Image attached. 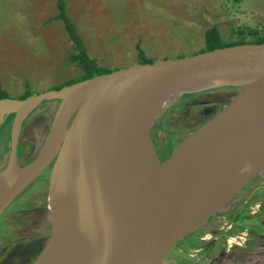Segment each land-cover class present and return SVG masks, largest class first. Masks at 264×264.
Returning <instances> with one entry per match:
<instances>
[{"label": "rangeland", "instance_id": "374dc122", "mask_svg": "<svg viewBox=\"0 0 264 264\" xmlns=\"http://www.w3.org/2000/svg\"><path fill=\"white\" fill-rule=\"evenodd\" d=\"M65 1L70 21L79 28L86 54L89 58L95 59L97 65L104 70L112 71L137 63V45L147 58L154 61L201 53L205 48L204 33L211 27L217 29L221 40L225 42L238 40L241 37L239 32L244 30L246 33L248 27L264 34V0H125L116 8L113 7L112 0ZM31 4L32 7L35 4L38 11L42 10L34 21L37 35L47 37L49 29L53 32L51 36L49 32L47 37L49 39L42 42L41 51L33 48L39 45L38 41L23 47L31 49L30 53L23 48H13L8 42L9 39L3 38L0 42V89L11 99L22 100L20 97L24 93L25 84L29 85V91L34 95L54 89L56 86H70L77 82L83 73L81 68L69 60V56L74 52L73 43L62 22L53 19L57 15L56 0H31ZM109 14L115 15L114 20H111ZM246 39L250 40L252 37L246 34ZM40 53H45L46 57L39 59ZM234 89L231 87L229 92L215 88L201 90L204 92L197 94L194 99L191 95L196 93L190 90H185L183 94H173L171 105L154 121L150 131V144L153 149L151 156H156L157 164L169 161L189 142L188 133L201 125L198 113L208 114L216 111L219 100L231 97ZM180 101L184 104L183 107H177ZM56 105V100L38 104L27 111L22 119L18 160L20 166L33 161L42 149L57 111ZM44 109L46 113L43 112L45 115L43 119L36 121L34 116L27 119L28 116L34 113L37 115ZM17 119V113L12 111L0 124V150H4L5 153L10 151V137ZM212 130L197 138L181 157L194 154ZM181 157L175 160H180ZM173 162L161 169L169 167ZM52 165L53 163L30 183L0 216V245L3 244L2 247L6 245L4 247L7 249L5 255L0 258V264H29L39 252L41 237L37 242L30 239V235L19 236L24 233L26 225L25 220L19 219L18 210L23 205L24 198L32 195L35 196L24 200L25 204L43 210L48 209ZM219 165L221 163L216 161L213 166ZM4 166L5 162L0 166V170ZM161 169L158 172H161ZM201 169L203 170L202 167ZM202 170L197 169L195 172L189 170L184 174L182 182L184 186L195 184L200 177L202 178L204 173ZM235 198L239 200L232 203ZM260 203L262 206L258 210L255 206ZM228 205H234V209ZM227 206L229 208L219 211L220 225L229 220L234 222V229L224 237L244 232L247 246L254 245L258 234L261 232V236L264 234V171L257 172L248 179L223 208ZM228 209L230 210L227 211ZM251 211L257 212L252 214ZM216 214H212L210 220L208 219L196 230L204 217L193 228L194 231L191 229L181 236L180 240L178 239L179 241L177 240L178 242L167 250L163 263L173 264L172 260L178 261L192 255V249L203 242L199 240L193 242V240L202 234V227L211 226L214 222L212 220L217 217ZM12 221H16V225L11 224ZM224 237L221 242L215 244L217 248L221 243V251L214 247L210 251L208 249L210 254L207 258L210 261L206 259L204 261L206 264L209 262L210 264H264V251L253 253V250L235 246L230 253H226L223 249ZM4 239L5 243H3ZM13 240V243H16L8 249L10 247L8 243ZM210 241L212 240H207ZM238 241L241 242L239 239ZM186 263L184 261L174 264Z\"/></svg>", "mask_w": 264, "mask_h": 264}, {"label": "water", "instance_id": "95a60500", "mask_svg": "<svg viewBox=\"0 0 264 264\" xmlns=\"http://www.w3.org/2000/svg\"><path fill=\"white\" fill-rule=\"evenodd\" d=\"M242 86L231 97L219 100L220 107L198 129L188 133L189 142L169 161L157 164L152 157L150 131L155 120L146 124L145 105H156L170 94H183L185 90L197 92L205 89ZM264 92V43H245L216 48L177 59L157 60L152 63H134L109 73L98 75L60 89H50L30 95L22 100L0 99V124L12 111L17 113L11 133L10 158L19 169V177L10 183L0 199V214L30 183L51 164L48 188V207L51 214L49 239L31 264H57L62 245L54 239L53 210L63 200L72 208L68 217L71 232L89 249L92 258L87 264H163L167 250L175 241L159 249L168 222L173 213L170 199L174 189L184 180L183 169L195 172L216 155L231 150L222 145L209 149L202 156H183L186 149L205 132L211 131L224 119L226 112L238 101ZM59 102L48 136L37 157L23 167L17 165V143L21 121L27 111L43 102ZM171 105V104H170ZM264 103L253 107L254 113ZM109 109L110 187L98 190L81 181L82 165L70 153L79 148L84 136L93 131L103 112ZM211 121V122H209ZM54 131V132H53ZM177 157L171 178L164 181L162 200L158 203L147 187L145 178L173 162ZM75 166L73 175H66V163ZM248 174L221 202L213 206L209 217L224 210L223 206L257 172L264 171V157L255 159ZM10 166L0 170V177L10 174ZM76 184L93 192L112 191L113 201L105 225V236L100 249L91 248V241L81 227V204L73 195ZM167 197V199L165 198ZM196 229V230H197Z\"/></svg>", "mask_w": 264, "mask_h": 264}, {"label": "bare ground", "instance_id": "6f19581e", "mask_svg": "<svg viewBox=\"0 0 264 264\" xmlns=\"http://www.w3.org/2000/svg\"><path fill=\"white\" fill-rule=\"evenodd\" d=\"M172 97L173 94H170L161 98L156 105H145L146 124L161 116L171 104ZM260 103H264V92L238 100L226 112L223 121L212 130L206 141L196 149L194 154L189 155L202 156L209 149L222 145L231 148L228 150L230 154L223 152L213 157L206 167H202L204 171L201 168L198 169L204 173L195 184L184 186L181 183L180 187L174 189V194L170 198L174 209L159 249L177 241L197 226L220 198L219 202L239 185L248 174L249 168L255 165V159L259 156L264 157V108L257 113L253 112L256 109L252 110ZM109 113V109L105 110L93 131L84 136L81 146L70 150V153L77 157L82 165L81 181L89 183L90 187L98 190L110 187ZM17 130L18 126L13 132ZM10 152L6 155L5 166H10L11 172L5 177H0V199L8 190L10 183L21 175L19 169L12 163ZM177 161L179 159L163 171H156L145 178L153 198L163 206L165 204L162 200L165 193L164 181L171 178L169 175ZM216 161H219L221 165L214 167ZM74 168L72 162L66 163V175H73ZM188 171L183 169L182 175ZM72 193L81 204L82 230L91 241V248L96 252L101 248L104 240L113 193L109 190L93 192L80 184L75 185ZM53 211L54 239L62 245L57 264L89 263L94 252H90L81 239L73 235L68 224L72 208L65 201L60 200Z\"/></svg>", "mask_w": 264, "mask_h": 264}, {"label": "crops", "instance_id": "0c3cea01", "mask_svg": "<svg viewBox=\"0 0 264 264\" xmlns=\"http://www.w3.org/2000/svg\"><path fill=\"white\" fill-rule=\"evenodd\" d=\"M112 1L114 3V4L112 3V5H114L113 7L116 8V7L120 6L121 1L123 2L125 0H119V1L112 0ZM39 13L41 14L42 10L38 11V9L35 8V4H34V7H32L31 0H0V42L3 41L2 40L3 38H6V39H9L8 42H10V46H12L13 48L21 49L23 47H26V45L28 43H33L35 41H38L39 45L34 46L33 48L39 49L41 51L42 42L45 39H49V38H47L49 35V32H50V36H51L53 30L52 29L48 30L47 37H44V36L41 37V36L37 35L36 26H35L34 21L36 20V17L39 15ZM67 16H68V11H67ZM109 17L111 18V20H114L115 15L109 14ZM68 18H69V16H68ZM53 23L56 24V22H53ZM49 26H50V28L52 27L50 24H49ZM76 31L79 35L80 32H79L78 26H76ZM0 48H1V45H0ZM23 49H25V48H23ZM25 50L29 53L31 52V49H25ZM49 50H51V49H49ZM45 57H46L45 53H40L39 59H43ZM25 85H28V84H25ZM221 91L229 92V91H231V87L224 89V90H221ZM202 92H204V91H197V92H195L196 94H194V95L201 94ZM58 105H59V102L57 101V105H56L57 108H58ZM219 107H220V103L218 105V108ZM44 111H45V109L43 111L39 112L37 115H35V113H34V114L28 116L27 119H29V118L31 119L32 116H34L36 118L35 120L39 121L40 118H42V119L44 118V116H45L43 113ZM214 112L215 111L210 112V115L205 120H207L209 117H211L214 114ZM45 113H46V111H45ZM204 121H202V122H204ZM21 130H22V128H20L19 135H18V143H17V165L19 167H23V166H20L18 164V160H19V139H20ZM1 165L2 164H0V166ZM33 196H35V195L27 196L26 198H24V200L31 198ZM24 200H23V205L20 206V209L18 210V213L20 216L19 219L25 220L26 226L24 227V233L19 234V236H25L24 234L30 235L29 236L30 239L37 240V242L40 241L38 238L41 237V245L39 247V252L29 263V264H31L35 260V258L40 254V252L44 249V247H45V245L49 239L50 233H51L52 223H51V214H50L49 207H47L48 209H46V210L40 209V208L35 207V206L31 207L28 204H25ZM12 201H11V203H12ZM6 208L2 211L0 216L4 213ZM220 212H217V214L215 213L217 215V217H214V219L212 220V222L213 221L214 222L211 224V226L202 227V231H201L202 234L193 240V242L195 240L203 241L202 243L200 242V244H198V246H196L197 248L194 247L192 249L193 254L189 255V257L186 259H179L178 261L172 260L171 263L174 264L175 262L181 263V262L185 261V262H187L186 264H195L198 262H203L204 264H206L204 262V261H206V259H208V261H210L209 258H207V256L210 254L209 251L212 249V247L215 248L216 242H221L223 237L225 235H227V233L229 231L234 229V226H233L230 228V230L228 232H224L223 230L220 232L216 231V236L214 237L215 239H212L213 240L212 243H211V241L207 242V240H210V239H208L209 235L211 233H213L212 229L216 228L221 223ZM213 215H211V216H213ZM17 222H18V220H17ZM11 224L16 225V221H12ZM17 228H19V226ZM47 233H49L48 236H46ZM261 234H262V232L260 234H258V237H257V239H255V242H254L255 244L254 245L252 244L249 246H247L248 245L247 241L246 242L241 241L242 238L240 239L238 237V239H240L241 242H239L238 239L235 240L234 238L236 237V234H235V236L229 235L227 237H224L223 249L226 253H230L231 250L236 246V247L244 248L247 250H253L252 251L253 253L263 252L264 251V234H263V236H261ZM231 239L235 243L231 242ZM13 242H14V240L11 241L10 243H8V245L10 246L8 249H10L16 243V242L15 243H13ZM3 243H5V239H4ZM204 243H207V244H204ZM2 245L3 244L0 245V258H2L5 255V252L7 250L6 247H4L6 245H4L3 247H2ZM217 245H219V243ZM218 248H219V251H221V243L215 249H218ZM208 249H209V251H208ZM208 264H210V262Z\"/></svg>", "mask_w": 264, "mask_h": 264}, {"label": "trees", "instance_id": "16d2710c", "mask_svg": "<svg viewBox=\"0 0 264 264\" xmlns=\"http://www.w3.org/2000/svg\"><path fill=\"white\" fill-rule=\"evenodd\" d=\"M56 8H57V15L55 17H53V19H56V20H59L62 22L63 27H64L65 31L67 32L69 39L73 43L74 52L69 56V60L72 63H75L76 66L81 68V70L83 72L82 75L80 76V78L77 80V82L83 81V80H86V79H89V78H92V77H95L98 75L109 73L111 70H104L102 67L97 65L95 59L89 58L88 55L86 54V49H85V46L83 44V40L78 35L75 25L70 21V19L67 16L66 1L65 0H56ZM244 32H245L244 30L239 32V34H241V37L238 40H236L234 42H225V41L221 40L217 29L215 27H211V28L207 29L204 33L205 48L201 52L210 51V50H213L216 48H221V47H228V46H233V45L245 44V43H252V44L264 43V34H260L258 30L248 27L246 29V33H244ZM246 34L251 36L252 39L247 40ZM136 48H137V63L144 64V63L154 62V60L147 58L145 56L143 50L140 47H138V45ZM62 87L63 86H56V88L54 87V89H60ZM233 87L235 88L234 92H236L239 89L238 86H233ZM227 88H229V87L215 88V90L216 89L217 90L218 89L224 90ZM230 94H231V92H230ZM30 95H31V93L29 91V86L25 85L24 93L21 95L20 98L24 99ZM194 97H196V95H194V94L191 95V98L194 99ZM3 98H8V96L5 93V91L0 89V99H3ZM183 106H184V104H182L181 101L177 105V107H183ZM209 115H210V113H208V114H203L202 112L198 113V116L200 118L199 122L201 123L202 121H204ZM196 126L197 125H195V127ZM6 155H7V153H5L4 150H0V164H3L4 162H6V158H7ZM165 168H167V167H165ZM165 168H163V170ZM163 170L161 169V171H163ZM48 234L49 233H47L46 236H48Z\"/></svg>", "mask_w": 264, "mask_h": 264}, {"label": "built area", "instance_id": "2783aa9c", "mask_svg": "<svg viewBox=\"0 0 264 264\" xmlns=\"http://www.w3.org/2000/svg\"><path fill=\"white\" fill-rule=\"evenodd\" d=\"M250 198V197H249ZM239 199H237V198H235L233 201H232V203H235L236 201H238ZM261 204V203H260ZM260 204H257L256 206H255V208H257L258 210L261 208V206H262V204L260 205ZM229 206V205H228ZM226 207V208H234V205H232V206H229V207ZM225 208V209H226ZM241 212V210L239 211V213ZM257 211H251V213L252 214H254V213H256ZM221 224V223H220ZM218 225L216 228H215V230H214V232L213 233H211L210 235H209V238H214L215 236H216V231H220V230H223L224 232H228L229 230H230V228L233 226V222H230L229 220H226V221H224V223H222V225ZM221 227V228H220ZM220 228V229H219ZM244 232H242V233H240V234H238V235H236V237L234 238L235 240L236 239H238V237L241 239V241H245V237H244ZM208 238V239H209ZM239 239V240H240ZM231 242H234L232 239H231ZM235 243V242H234Z\"/></svg>", "mask_w": 264, "mask_h": 264}, {"label": "flooded vegetation", "instance_id": "af4514ba", "mask_svg": "<svg viewBox=\"0 0 264 264\" xmlns=\"http://www.w3.org/2000/svg\"><path fill=\"white\" fill-rule=\"evenodd\" d=\"M233 209H234V208H233ZM233 209H232V210H233ZM229 210H230V209H228L227 211H229ZM227 211H226V212H227ZM227 214H228V213H227ZM232 227H233V226H232ZM212 230H213V232H214L215 228L212 229ZM212 239H215V238H212ZM212 239H210V240H212ZM212 241H213V240H212ZM212 241H211V243H212ZM180 249H181V248H179V250H180Z\"/></svg>", "mask_w": 264, "mask_h": 264}]
</instances>
